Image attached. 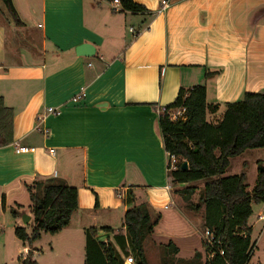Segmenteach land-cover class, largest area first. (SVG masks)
I'll use <instances>...</instances> for the list:
<instances>
[{"label": "crops", "instance_id": "obj_1", "mask_svg": "<svg viewBox=\"0 0 264 264\" xmlns=\"http://www.w3.org/2000/svg\"><path fill=\"white\" fill-rule=\"evenodd\" d=\"M134 1L153 16L112 11L109 0H12L16 23L0 1V97L13 111V139L0 146V208L11 213L21 205L12 217L23 224L28 215L31 229L27 185L52 178L73 186L77 208L60 232L96 228L95 239L110 240L124 257L114 233L124 232L131 190L135 204L160 214L144 252L148 240L157 252L163 248L168 264H186L195 251L203 263L204 207L188 206L187 184H169L158 116L181 88L205 87L206 104L218 105L206 112L212 123L225 103L264 90V0H169L162 12L160 0ZM80 44H87L85 55ZM77 94L81 100L72 102ZM48 107L60 111L49 114ZM19 145L33 150L16 153ZM193 184L196 203L204 183ZM263 210L255 204L249 220L254 250H264ZM34 242L22 253L35 250Z\"/></svg>", "mask_w": 264, "mask_h": 264}, {"label": "trees", "instance_id": "obj_2", "mask_svg": "<svg viewBox=\"0 0 264 264\" xmlns=\"http://www.w3.org/2000/svg\"><path fill=\"white\" fill-rule=\"evenodd\" d=\"M9 16L20 23L12 0H1ZM110 1V0H109ZM120 10L131 13H145L148 9L134 0H118ZM112 9V8H111ZM112 11H116L112 9ZM207 72L206 75L215 74ZM184 108L176 120L169 112ZM218 105L206 104V91L202 85L190 90L182 88L174 101L164 107L158 116V128L164 150L179 158L176 169L168 170L169 184H187L183 189L184 200L194 210L204 207L203 228L209 231L211 243L203 248L208 258L203 264H247L254 250L251 244L249 220L255 204L264 203V166L259 163L258 174L251 190L247 189L246 174L241 172L225 176L231 158L245 150L264 148V90L244 92L240 99L224 104V110L215 123L206 119V112H216ZM13 111L4 105L0 97V146L13 139ZM183 161L187 168H182ZM244 166L246 163L243 164ZM203 182L196 203L190 201L195 192L193 183ZM30 198L32 228L16 226L15 236L32 244L41 232L55 235L68 226L72 213L77 208V189L56 182L52 178L27 185ZM136 198L128 190L124 202L127 209L123 218L124 232L115 231L114 240L121 252L133 264H149L144 248V239L151 234L160 214L147 202L135 204ZM4 199L2 198V205ZM21 205L11 209L13 217H19ZM113 233L110 227L102 228ZM96 228H87L85 234L84 264H125L123 258L110 240L97 241ZM174 252L177 248L169 243ZM211 255V257H209ZM21 264H37L31 249L20 256ZM201 253L195 251L186 264H201ZM165 264V262H164Z\"/></svg>", "mask_w": 264, "mask_h": 264}, {"label": "rangeland", "instance_id": "obj_3", "mask_svg": "<svg viewBox=\"0 0 264 264\" xmlns=\"http://www.w3.org/2000/svg\"><path fill=\"white\" fill-rule=\"evenodd\" d=\"M1 2L0 4L2 5ZM210 117L211 116H209V118ZM209 121L212 122V119H209ZM256 159L264 160L263 148L247 150L238 158L232 159L227 168L228 173L239 174L245 172L247 175L246 183L252 187L254 185L255 175L258 173L260 167V165L256 163ZM244 160H247L248 162L246 167L243 166ZM177 184L178 183H174L173 185L175 187H181ZM186 186H184L183 189ZM201 186V184H197L198 189ZM18 194H20V192H18ZM23 195V203L29 202L28 193L25 192ZM17 225L24 226L29 232L31 231L30 227H27L26 224L15 221L9 209L3 211L2 208H0V264H21L20 256L22 255L23 246H30V244L21 241L15 236L14 228ZM147 241L145 242L144 247L145 255L149 264H164V262L165 264H168L166 252L162 250L163 248L159 247L160 249H158L157 252V250H154L147 244ZM33 246L36 248L35 250H31L35 251L33 252V255L37 264L85 263L84 233L81 230L74 229V226L69 230H64L55 235L41 232L40 238L34 242ZM124 262L125 264H133V262L128 260L125 256ZM247 264H264V250L255 249Z\"/></svg>", "mask_w": 264, "mask_h": 264}, {"label": "built area", "instance_id": "obj_4", "mask_svg": "<svg viewBox=\"0 0 264 264\" xmlns=\"http://www.w3.org/2000/svg\"><path fill=\"white\" fill-rule=\"evenodd\" d=\"M110 5H111V8L115 9V10H117L120 7V3H119L118 0H110ZM168 7H169V0H160V7H159V11L160 12L164 11ZM79 100H81V95L80 94H77V95H75V96H73L71 98L72 102H78ZM162 110H164V107L162 108ZM59 111H60V108H57V107L56 108L55 107H48L47 108V112L49 114L55 115ZM183 112H184V108L171 110L169 112V117H170L171 120H176L178 117H180L182 115ZM38 129H40V128H38ZM42 131L44 133H47L46 129H42ZM32 150H33V148H29L27 146H20L19 145V146L15 147V152L16 153H26V152H29V151H32ZM50 153H53V151L51 150ZM178 162H179V158L177 156H175L174 154L167 153V164H166L167 165L166 166L167 167V171L176 169ZM257 219L261 220V221H264V210L257 214ZM203 242L205 244H208V243L210 244L211 243V236H210L209 231H206V230L204 231ZM209 257H211V255ZM122 258L124 260V257H122ZM128 260H131V259H128Z\"/></svg>", "mask_w": 264, "mask_h": 264}, {"label": "water", "instance_id": "obj_5", "mask_svg": "<svg viewBox=\"0 0 264 264\" xmlns=\"http://www.w3.org/2000/svg\"><path fill=\"white\" fill-rule=\"evenodd\" d=\"M85 45H87V44H80V45H78V47L76 48V49H77V52L80 53V54L85 55V54H84L85 51H83V48L85 47ZM89 52H90V51H89ZM89 52H87V54H88ZM182 168H183V169H186V168H187V162H186V161H183V163H182ZM21 219H22V222H23L24 224H26V223L28 222L29 216L26 215V214H23L22 217H21Z\"/></svg>", "mask_w": 264, "mask_h": 264}]
</instances>
